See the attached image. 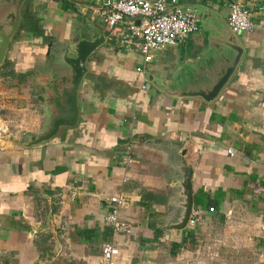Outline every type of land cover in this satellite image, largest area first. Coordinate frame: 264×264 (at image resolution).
Here are the masks:
<instances>
[{"label": "crops", "instance_id": "1", "mask_svg": "<svg viewBox=\"0 0 264 264\" xmlns=\"http://www.w3.org/2000/svg\"><path fill=\"white\" fill-rule=\"evenodd\" d=\"M69 1L64 10L55 0H27L9 51L16 84L32 93L22 100L0 86V119L17 133L0 141V264L99 263L107 243L119 248V264H264V0L181 2L213 8L227 22L232 4H241L255 22L239 35L245 56L217 101L175 99L147 79L149 72L169 79L181 58L200 53L208 43L202 26L155 52L146 74L138 71L144 60L135 46L108 37L90 58L78 127L24 148L43 125L48 85L38 75L28 84L25 70L47 41L90 33L83 6L97 0ZM190 171L194 210L202 215L183 231L168 229L179 218ZM118 195L130 233H114L106 222ZM50 210L55 231L47 232Z\"/></svg>", "mask_w": 264, "mask_h": 264}, {"label": "water", "instance_id": "2", "mask_svg": "<svg viewBox=\"0 0 264 264\" xmlns=\"http://www.w3.org/2000/svg\"><path fill=\"white\" fill-rule=\"evenodd\" d=\"M27 0H0V69L9 60V51L22 23V9ZM201 15V26L208 34L207 46L195 57L181 58L171 78L148 73V81L158 90L179 100L199 99L205 103L217 101L236 76L245 56V46L239 34L215 9L194 5ZM89 36L72 42L49 43L45 54L36 62L35 73L46 77L48 85L43 94L44 122L40 129L22 143L31 148L53 140L62 129L78 127L81 118L80 91L89 71L94 53L106 44L110 32L87 20ZM140 25V21H137ZM45 69V70H44ZM181 184L183 204L179 218L168 227L183 231L189 226L194 210L193 172ZM49 211L47 232L55 231ZM57 251L61 248L56 240Z\"/></svg>", "mask_w": 264, "mask_h": 264}, {"label": "built area", "instance_id": "3", "mask_svg": "<svg viewBox=\"0 0 264 264\" xmlns=\"http://www.w3.org/2000/svg\"><path fill=\"white\" fill-rule=\"evenodd\" d=\"M181 2L182 0H97L84 5L83 9L91 21H100L107 26L111 39L124 46L133 45L141 52L144 61L138 71L146 74L148 66L153 63L155 52L177 46L202 30L197 11L185 7ZM137 21H140V25H137ZM228 23L239 35L255 28L250 10L241 4H232ZM10 132L12 133V125L0 119V141L7 140L6 135ZM130 150L131 147L128 148L129 153ZM126 161L131 162L130 159ZM111 202L115 205L107 213L106 222L114 233H130L131 225L120 217V207L125 204L123 196L111 197ZM201 215L200 210H193L189 225L195 226ZM119 256V248L107 243L102 249L101 261L90 264H119Z\"/></svg>", "mask_w": 264, "mask_h": 264}, {"label": "rangeland", "instance_id": "4", "mask_svg": "<svg viewBox=\"0 0 264 264\" xmlns=\"http://www.w3.org/2000/svg\"><path fill=\"white\" fill-rule=\"evenodd\" d=\"M13 68H14V65H12L10 67H7L6 69L0 70V80H1L0 86L3 89H6V90H11V88H12L14 94L16 93V91H18V93H19L18 96L19 97H22L21 98L22 100L23 99H26V98H23V97H25L27 95H31V93H32V87L29 86V85L28 86L27 85H24V86L19 87L18 84H16V80H14L16 77L15 78H12V76H9L10 78L7 79L6 77L3 76V73L12 71V70H14ZM31 81H32V78H29L28 81H27L28 84L29 83H32ZM23 104H30V101L29 100H24V103ZM16 135H17L16 132H12V133L10 132L9 134L6 135V137L13 139V138L16 137ZM4 141L5 140L2 139L1 142H4ZM21 145H22V143H21ZM249 264H256V263L254 262V260H251ZM258 264H260V263H258Z\"/></svg>", "mask_w": 264, "mask_h": 264}, {"label": "trees", "instance_id": "5", "mask_svg": "<svg viewBox=\"0 0 264 264\" xmlns=\"http://www.w3.org/2000/svg\"><path fill=\"white\" fill-rule=\"evenodd\" d=\"M55 1L61 2L62 8H63L64 10H69L70 7H71V6H70V1H69V0H55ZM10 66H12V61H9V60H8V61L6 62V64L1 68V70L6 69L7 67H10ZM3 76H4V77L12 76V78L19 77V76H17V74L15 73L14 70L3 73Z\"/></svg>", "mask_w": 264, "mask_h": 264}, {"label": "flooded vegetation", "instance_id": "6", "mask_svg": "<svg viewBox=\"0 0 264 264\" xmlns=\"http://www.w3.org/2000/svg\"><path fill=\"white\" fill-rule=\"evenodd\" d=\"M49 43H53L52 49H55L59 46V44L53 40L47 41L46 43H44L43 48L47 49V46H49ZM35 66L29 67L25 70L26 74L24 76V78L26 79L27 77L34 79L35 78V70H36V64L34 63ZM45 70V69H44ZM22 75V74H21Z\"/></svg>", "mask_w": 264, "mask_h": 264}]
</instances>
